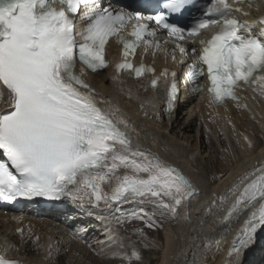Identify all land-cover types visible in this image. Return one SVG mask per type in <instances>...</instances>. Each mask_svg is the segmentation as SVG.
I'll return each instance as SVG.
<instances>
[{"label": "snow or ice", "instance_id": "snow-or-ice-1", "mask_svg": "<svg viewBox=\"0 0 264 264\" xmlns=\"http://www.w3.org/2000/svg\"><path fill=\"white\" fill-rule=\"evenodd\" d=\"M235 4L236 0L233 4L209 0L201 7L193 0H164L160 10L156 0H142L137 8L104 6L102 0H0V100L8 102L11 109L0 112V201L62 196L83 199L78 193L86 188L91 189L96 202L121 201L129 196L141 201L152 198L154 204L175 216L182 201L195 195L192 185L157 157L132 149L112 116L97 106L90 92L81 91L88 86L80 78L83 70L77 76L75 66L79 61L93 72L105 68L104 47L111 37L123 46L125 57L141 44L146 50L158 49L160 41L154 45L149 39L157 35L151 22L176 39L200 36L202 29L218 25L210 38L199 40V50L191 49L196 59L188 65L187 80L197 84L206 69L211 103L235 101L233 90L240 83L259 81L264 85V77L254 76L264 70V17L237 19L233 13L248 16L249 12ZM190 6L201 8L202 13L193 26L185 28L170 20L172 14ZM81 10L87 23L76 31ZM130 21H135L131 31L121 35ZM177 47L187 55L184 47ZM116 71L140 77L154 69L126 62L116 65ZM162 75H168L167 71ZM171 75L169 109L178 93L175 73ZM156 84L151 81L152 87ZM119 123L127 127L126 121ZM121 167L133 175L117 176L111 195L103 197L101 184ZM256 171L261 174L245 184L225 216L228 219L241 208L252 209L229 252L230 257L235 254L236 264H241V250L255 242L258 229L264 230V169ZM132 218L156 226L147 213ZM132 257L140 259L135 252ZM0 264L13 262L0 258Z\"/></svg>", "mask_w": 264, "mask_h": 264}, {"label": "bare ground", "instance_id": "bare-ground-1", "mask_svg": "<svg viewBox=\"0 0 264 264\" xmlns=\"http://www.w3.org/2000/svg\"><path fill=\"white\" fill-rule=\"evenodd\" d=\"M259 76L264 77V70ZM85 78L90 89L81 91L90 92L112 116L132 149L175 168L195 195L182 201L173 216L152 198L96 202L91 190L82 188L78 195L83 199L65 196V201L82 235L91 236L89 243H80L84 239L78 241L61 222L25 218L15 223L0 214V254L23 264H236L229 252L252 209L225 216L245 184L261 174L256 170L264 169V85L258 81L254 88H242L240 102L219 108L201 98L181 97L173 114L162 115L152 101L155 92L143 80H117L109 69ZM9 105L0 100V112ZM125 174L133 175L123 167L110 175L100 186L101 195L110 196L116 177ZM145 213L155 227L132 218ZM19 227L21 234L16 233ZM240 262L264 264V230L258 229L255 242L241 250Z\"/></svg>", "mask_w": 264, "mask_h": 264}, {"label": "rangeland", "instance_id": "rangeland-1", "mask_svg": "<svg viewBox=\"0 0 264 264\" xmlns=\"http://www.w3.org/2000/svg\"><path fill=\"white\" fill-rule=\"evenodd\" d=\"M194 128H195V127H194ZM209 133H210V135H209ZM206 135H207V134H206ZM207 136H208V137H209V136L211 137V132H208V135H207ZM141 175H142V174H141ZM143 176H144V175H143ZM139 222H140V220H137L136 222H134V224H135V223L138 224ZM120 244H121V242H120Z\"/></svg>", "mask_w": 264, "mask_h": 264}]
</instances>
